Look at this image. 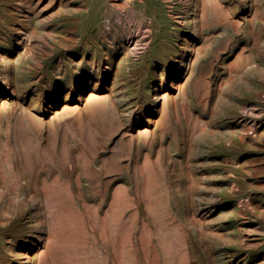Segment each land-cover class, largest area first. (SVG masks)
<instances>
[{
	"label": "rangeland",
	"instance_id": "obj_1",
	"mask_svg": "<svg viewBox=\"0 0 264 264\" xmlns=\"http://www.w3.org/2000/svg\"><path fill=\"white\" fill-rule=\"evenodd\" d=\"M0 99V264H264V0H0Z\"/></svg>",
	"mask_w": 264,
	"mask_h": 264
},
{
	"label": "bare ground",
	"instance_id": "obj_2",
	"mask_svg": "<svg viewBox=\"0 0 264 264\" xmlns=\"http://www.w3.org/2000/svg\"><path fill=\"white\" fill-rule=\"evenodd\" d=\"M1 100V99H0ZM161 112V111H160ZM1 140V139H0ZM2 154V153H1ZM5 163V162H4ZM3 164V163H2ZM15 177H17V179H19L18 178V176H15ZM82 187V186H81ZM76 192V191H75ZM83 192V191H82ZM79 193V192H78ZM53 195V194H52ZM128 195V194H127ZM48 197H49V195H48ZM14 198V197H13ZM16 198V197H15ZM40 198V197H39ZM54 198V197H53ZM52 198V199H53ZM129 198V197H128ZM84 199V198H83ZM127 199V198H126ZM61 200V199H60ZM22 201V200H21ZM63 201V200H62ZM73 201V200H72ZM85 201V200H84ZM22 202H24V201H22ZM38 202H39V200H38ZM44 202V201H43ZM63 203V202H62ZM64 203H65V200H64ZM82 203V202H81ZM41 204V203H40ZM56 204V203H55ZM54 204V205H55ZM60 204V203H59ZM40 206V205H39ZM85 206V205H84ZM41 207V206H40ZM45 207V206H44ZM65 207H63L62 209H64ZM66 208H68V207H66ZM65 208V209H66ZM75 208V207H74ZM20 209H21V207H20ZM76 209V208H75ZM67 210H69V209H67ZM17 211H18V209H17ZM57 211V210H56ZM77 212H78V210H76ZM19 212V211H18ZM65 212H66V210H65ZM70 212H71V209H70ZM69 212V213H70ZM72 212H73V210H72ZM57 213V212H56ZM59 214H60V212H59ZM66 214H68V213H66ZM71 214V213H70ZM73 214V213H72ZM78 214H80L79 212H78ZM84 214V213H83ZM15 215V214H14ZM56 215V214H55ZM59 216V215H58ZM66 216H68V215H66ZM42 217V216H41ZM47 217V216H46ZM69 217V216H68ZM76 217H78V216H76ZM79 217L81 218V214L79 215ZM74 218V217H73ZM71 219V218H70ZM77 219V218H76ZM83 219V218H82ZM43 220H44V218H43ZM68 220V219H67ZM73 220V219H72ZM74 220H75V218H74ZM59 221V220H58ZM60 221H62V220H60ZM63 221H64V219H63ZM79 221H80V219H79ZM71 222V221H70ZM77 222V221H76ZM45 223V222H44ZM27 225V224H26ZM36 225V224H35ZM58 225H59V223H58ZM66 225H67V223H66ZM65 225V226H66ZM54 226V225H53ZM42 227V226H41ZM44 227V226H43ZM71 227V226H70ZM83 227V226H82ZM62 230V229H61ZM71 230V229H70ZM40 231V230H39ZM44 231V230H43ZM73 231H75V230H73ZM29 232V231H28ZM48 232V231H47ZM79 232V231H78ZM49 233V232H48ZM47 233V234H48ZM73 233V232H72ZM129 233V232H128ZM21 234V233H20ZM44 234V233H43ZM32 235V234H31ZM71 235H73V234H71ZM70 235V237H73V236H71ZM75 235V234H74ZM126 235V234H125ZM128 235V234H127ZM34 236H36V234H34ZM46 236V235H45ZM111 236V235H110ZM129 236V235H128ZM57 237H59V236H57ZM66 237H69V235H66ZM75 237V236H74ZM43 238V237H42ZM126 238V237H125ZM50 239V238H49ZM74 239V238H73ZM116 239V238H115ZM56 240H58V238L56 239ZM61 240V239H60ZM69 240H72V239H70L69 238ZM125 240V239H124ZM59 241V240H58ZM73 241V240H72ZM72 241H70L71 243H72ZM74 241H77V240H74ZM116 241V240H115ZM127 241V240H126ZM66 242V241H65ZM143 242V241H142ZM117 243V242H116ZM125 244H126V242H125ZM62 245V244H61ZM64 245H66V244H64ZM120 245V244H119ZM74 246V245H73ZM71 247V248H74V247ZM77 246H78V243H77ZM81 247H82V245H80ZM115 246V245H114ZM124 246H126V245H124ZM28 247V246H27ZM44 247V246H43ZM42 247V248H43ZM62 248V247H61ZM67 248V247H66ZM77 248V247H76ZM123 248V247H122ZM68 249H70V248H68ZM63 250V249H62ZM66 250V249H65ZM74 250H76V249H74ZM73 250V251H74ZM64 251V250H63ZM33 252V251H32ZM46 252V251H45ZM76 252V251H75ZM125 252V251H124ZM130 252V251H129ZM136 252V251H135ZM24 253V252H23ZM37 253V252H36ZM67 253V252H66ZM121 253V252H120ZM28 254V253H27ZM22 255V254H21ZM36 255V254H35ZM69 255V254H68ZM111 255V254H110ZM119 255V254H118ZM42 256V255H41ZM75 256V255H74ZM133 256V255H132ZM36 257V256H35ZM70 257V256H69ZM27 258H29V257H27ZM71 258H73V257H71ZM132 258H134V257H132ZM23 259V258H22ZM76 259V258H75ZM120 259H121V256H120ZM27 260V259H26ZM19 261H21V260H19ZM30 261V259L28 260V262ZM34 261H35V259H34ZM45 261V260H44ZM68 261V260H67ZM72 261V260H71ZM74 261V260H73ZM57 262V261H56ZM110 262V261H109ZM114 262V261H113ZM70 263V262H69ZM74 263V262H73ZM72 263V264H73ZM108 263V262H107ZM119 263H121L122 264V262H119ZM48 264V263H47Z\"/></svg>",
	"mask_w": 264,
	"mask_h": 264
}]
</instances>
